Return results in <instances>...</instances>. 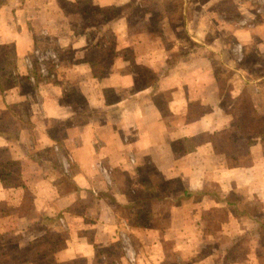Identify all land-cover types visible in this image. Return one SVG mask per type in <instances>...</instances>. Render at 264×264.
<instances>
[{"label": "crops", "instance_id": "obj_1", "mask_svg": "<svg viewBox=\"0 0 264 264\" xmlns=\"http://www.w3.org/2000/svg\"><path fill=\"white\" fill-rule=\"evenodd\" d=\"M211 2L159 0L157 32L153 8L133 30L126 8L91 24L58 0L0 5V239L17 264H264V72L239 64L252 48L264 64V9L239 26Z\"/></svg>", "mask_w": 264, "mask_h": 264}, {"label": "rangeland", "instance_id": "obj_2", "mask_svg": "<svg viewBox=\"0 0 264 264\" xmlns=\"http://www.w3.org/2000/svg\"><path fill=\"white\" fill-rule=\"evenodd\" d=\"M7 0H0V5L2 3H5ZM13 2H16V0H12ZM21 1H25L26 0H21ZM39 1H43L44 0H39ZM59 3L67 9V11H71V10H75V9H84L85 10V14H91L90 16V19H88V21L91 23V24H99V23H102L104 22V20H106L107 18H111V17H114L119 11L121 10H124L125 8V11L127 12L125 15H127V18L129 20V24L131 25L132 29L133 30H136V25L138 22L141 21V14L143 12L144 9L146 8H153L154 10V14L153 15H150L152 18H153V23L151 24L152 28L154 29L155 28V31L157 32V26L159 24V15H161V10H162V7L160 5H157V2L159 0H148V1H140L139 4H129V5H123L121 7H115V8H107V9H104V10H100L103 11V13H99L97 14L96 11H97V8L92 6L89 2V0H80V4L79 3H69L65 0H58ZM197 3L200 4H204L206 0H195ZM216 1H220L217 5L216 3L212 4L213 2H211V4L209 5V8L211 7H214V8H221L222 10L226 11L227 9V14H222L221 16H219L222 20L225 19V18H228L229 19H234V24H241L243 23L242 20L243 19H246L245 22H250V21H254L256 20V16H251L250 15V12L252 13L253 11H255V9L257 8H260L262 7L264 9V0H235L232 4L231 3H225V0H216ZM38 0H27V6L28 5H34V4H37ZM76 2H79V0H77ZM145 3V5H144ZM147 5V6H146ZM130 7V8H129ZM174 5H171L170 8H173ZM129 8V9H127ZM141 10V12H140ZM243 12V13H242ZM97 15H96V14ZM92 14H95V15H92ZM151 18V19H152ZM86 20L84 19L83 22H85ZM30 22V21H29ZM73 23H78V21H75V20H72ZM222 24L225 25V23L223 22ZM240 26V25H239ZM225 31V30H224ZM219 32V33H222L223 35H226L225 32ZM181 34V32H180ZM183 34V33H182ZM105 36L107 37V40L110 41L111 40V35L109 36V33L108 31H106L105 33ZM226 36H229L226 35ZM230 39V41H232V37H228V40ZM230 43H233V42H230ZM235 43V42H234ZM233 54L235 57H238L242 54V51H243V48L241 47H238V46H234L233 48ZM229 53H231V51H229ZM245 58L242 59V61H245V62H240L239 64L241 66H247L249 67V69L251 70H259V71H262L264 72V64L262 62V60L259 58V56L256 54V52L254 51V49L252 48L251 50H249L247 52V55L246 56H243ZM254 61L257 62L259 61L260 62V67L257 68V67H253V64H254ZM239 65V66H240ZM220 71L222 72H225L223 69L219 68ZM41 71V70H40ZM221 85L222 86H226V81L225 79H221ZM228 86H232L230 83L228 84ZM238 86L241 87V84H239ZM246 98V97H245ZM246 100V102L244 101ZM243 102H244V106H245V109L248 110L250 109L249 107V104H248V99H244ZM1 237V236H0ZM15 238L13 237H5V238H1L0 239V248L3 246V251H7V252H15L17 250H15Z\"/></svg>", "mask_w": 264, "mask_h": 264}, {"label": "trees", "instance_id": "obj_3", "mask_svg": "<svg viewBox=\"0 0 264 264\" xmlns=\"http://www.w3.org/2000/svg\"><path fill=\"white\" fill-rule=\"evenodd\" d=\"M0 248V264H17L21 259V255L17 252L10 253Z\"/></svg>", "mask_w": 264, "mask_h": 264}, {"label": "built area", "instance_id": "obj_4", "mask_svg": "<svg viewBox=\"0 0 264 264\" xmlns=\"http://www.w3.org/2000/svg\"><path fill=\"white\" fill-rule=\"evenodd\" d=\"M40 70H41V72H44V67H43V66H41V69H40Z\"/></svg>", "mask_w": 264, "mask_h": 264}]
</instances>
